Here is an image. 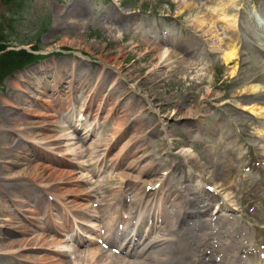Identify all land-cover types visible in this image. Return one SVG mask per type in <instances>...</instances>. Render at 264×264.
<instances>
[{
    "label": "rangeland",
    "instance_id": "obj_1",
    "mask_svg": "<svg viewBox=\"0 0 264 264\" xmlns=\"http://www.w3.org/2000/svg\"><path fill=\"white\" fill-rule=\"evenodd\" d=\"M196 1L194 7L180 9L181 0H0V30L6 40L9 36V41H3L5 47L25 46L50 54L6 77L0 85V233L8 206L17 195L30 192L43 215L47 194L65 196L74 207L71 197L58 192L74 188L83 193L82 188L87 187L72 185L76 181L71 182L70 176L89 173H77L76 166L56 156L55 136L62 133L59 119L51 118L48 126L37 128L35 121L39 118L31 115L35 102L61 95L89 106L84 112L85 123L95 126L92 135L108 144L103 146L108 153L104 163L102 151L93 155L101 169H96L92 178L103 183L90 182L97 194L87 193L90 198L86 209L103 196L111 203L109 210L114 209L119 197L123 199L118 186L125 181L117 171L146 170L138 175L139 184L130 181L129 186H124V191L131 190L132 197L145 190L144 196L155 195L166 202L169 188L179 194L178 200L188 201L192 192L200 198L202 192L208 195L201 184L213 189L215 182L223 193L229 185L223 175L227 172L217 168L222 164L219 150L234 152L237 148H231L232 145H241L244 140L262 162L257 166H262V172L230 169L229 181L232 180L237 209L228 211V218L222 217L220 221L238 240H248V245L264 239V152L256 136L262 125L248 109V93L238 92L244 85L264 83V59H259L253 45L255 38L264 33L255 22L264 0H231L227 5L226 11L235 16L239 26L237 31L231 30L239 51L234 73V63H223L208 32L192 25L191 19L208 5L207 0ZM71 18L80 19L81 29L70 23ZM224 24L216 18L215 32L222 33ZM163 33L167 43L185 47L187 55L197 57V64L180 67L173 63L165 65L163 60L158 63L155 44ZM63 37L68 40L60 42ZM77 37L79 41L74 40ZM116 72L119 75L111 81ZM251 75L260 76V80L248 81ZM255 103L261 104L259 99ZM187 109L192 111L185 116ZM133 137L140 141L132 140ZM33 138L41 142H30L26 147L27 140L34 141ZM220 138L227 142L219 144ZM183 147L192 150L195 158L185 161L178 153ZM248 157L254 159L249 154ZM71 160L83 163L80 159ZM113 162L119 167L112 168ZM186 168L191 175L199 176V185L186 175ZM61 171L65 173L60 175ZM40 180L43 182L39 187L36 184ZM156 184L159 186L152 190ZM178 200L173 204L175 209L183 205ZM76 211L79 217L85 216L83 210ZM176 218L177 213L173 216L171 210V220L175 222ZM184 220L187 223L188 219ZM180 223L177 222L179 228H184ZM165 228H169V222ZM0 238L2 244L3 234ZM15 245L13 249L19 248ZM41 255L45 264L51 262L48 254ZM23 258L24 261L0 256V263L41 264L30 255Z\"/></svg>",
    "mask_w": 264,
    "mask_h": 264
},
{
    "label": "bare ground",
    "instance_id": "obj_2",
    "mask_svg": "<svg viewBox=\"0 0 264 264\" xmlns=\"http://www.w3.org/2000/svg\"><path fill=\"white\" fill-rule=\"evenodd\" d=\"M231 2V0H211L209 4L207 5V9H204L207 12H204L202 10L199 11L192 19L191 23L196 29H201L204 32H208L209 40L212 42V46H214L216 49L219 50V53L221 54V59L224 64H229L230 62H233L234 64L231 66V73H234L237 68L236 59L238 58V49H237V43L235 38L232 36L231 32H227V29L233 26L234 17L232 14L228 13L226 11L227 5ZM195 5L189 1L182 0L181 5L179 6L180 9H183L185 7L192 8ZM178 8V9H179ZM260 18L264 21V7L260 8ZM218 18L219 20L224 21V32L222 34H218L215 32L213 23L215 19ZM70 23L74 25L76 29H81L82 23L80 19H72L70 20ZM107 27V26H106ZM110 29L111 27H107ZM206 30V31H205ZM67 37H63L60 42L67 41ZM74 40L79 41V37L74 38ZM145 41H148L146 39ZM161 53L158 56V63L161 62V58L167 55V59L170 60V62L176 63L177 66L180 67H186L187 65L192 66L193 64L197 63L198 58L192 57V59L187 58L184 54L181 52H176L168 45H162ZM264 53V52H263ZM174 54V55H173ZM173 59V60H172ZM165 60V59H164ZM159 65V64H158ZM119 73L116 72V77L113 78L111 81H114ZM248 81H255L260 80V76L258 75H251L247 78ZM247 92V97H249V100L247 104L250 106L249 109L252 112H255V114L259 115L260 117L264 118V108L261 106H258V104L255 103L258 99H264V83L261 85L258 84H252V85H244L242 88L239 89L238 92ZM257 94L259 95L258 98ZM256 98V99H255ZM44 102V106L39 107L36 102V107L34 108V112L31 114L32 116L40 117L41 119H38L35 121L37 124V128L43 127L48 122L46 118L50 117L52 115L51 112L53 110L52 104L53 102L51 98L42 99ZM53 102V103H52ZM264 102V101H262ZM66 103L72 104L73 101L66 100ZM191 109H187L186 112H184L185 116H188L191 114ZM69 121L73 125L74 129H79V121L77 119L69 118ZM118 125V122L116 123ZM66 128H62L61 130L64 131L63 136H58V142L54 144V146L59 147V150L56 151H62L65 154L68 153L69 155H72L73 158L80 159V161H83L79 166L76 167L79 171H76L77 173H81L82 171L86 170L88 173L94 172L96 170L95 162L93 163V154L94 152L101 146H107V143H102L101 138L99 136L90 138L89 140H86L87 145L85 143L81 142L84 140L81 136L78 137L79 134H77L73 130H66ZM87 131L90 130V128H86ZM264 130V127H263ZM84 137H86L84 135ZM75 139V140H73ZM138 140L140 139L138 137H133L132 140ZM41 140V139H38ZM63 140H68V142L64 143ZM134 140V141H135ZM62 148V150H60ZM101 150V149H100ZM24 152V150H22ZM178 153L187 161L189 158H195V154L192 150H190L187 147L181 148ZM117 155H115L116 158ZM85 163L88 164V167H86ZM75 169V168H74ZM130 170V167H128ZM128 170V171H129ZM75 172V173H76ZM145 174L146 170L139 169L138 171L133 170L132 172H122L118 173V176H120L125 182V185H129L130 181H138V175L143 173ZM186 175L191 177L192 179H195V182L197 184L200 183L199 176L191 175L190 170L186 168ZM65 172L61 171L60 175H63ZM69 172L67 171L66 174ZM74 174V173H73ZM59 176V175H57ZM94 177V176H93ZM71 182H74L72 185L81 186L86 185L87 187L82 188L83 193L78 192L76 189L71 188L67 189L66 191H59L60 195H67L71 197L70 201L73 202L74 207H86L87 201L90 197H86L87 193L91 194L93 193L94 189L90 188V185L92 181H95L97 184H100L102 182L101 179H93L92 176L89 174H82L80 176L78 175H72L70 176ZM43 180V179H42ZM224 180V179H223ZM79 181V182H78ZM43 181H39L37 185L42 184ZM103 183V182H102ZM146 184H149L148 182ZM89 186V188H88ZM218 182H215V187L217 188ZM120 188V185L118 186ZM117 188V189H118ZM215 188V190H217ZM113 193L115 190H112ZM168 195L167 200L168 202H171L172 205V211L173 216L176 213H182V210H178V206H175V201L178 199L177 192L174 193V191L168 188ZM71 192V193H70ZM233 190L229 187L225 188V192L221 193L218 191V194H216V198L219 199L218 203L222 201L221 208H232L234 206V203L232 199L230 198V195L232 196ZM70 193V195H68ZM95 193V191H94ZM145 190L143 191H137L134 193L133 197H136L137 200L132 199L130 203H127L119 197L116 200V205L114 206L113 210L109 205L111 203L109 201H106V199L103 198L100 200L101 205L104 206L106 210H102L100 207H98V211L94 213L93 211H86V221L87 226H85L84 223H81L82 225H79L76 223L75 220H73V226L70 229L66 230V234H68V231H72L73 227L77 230V232H81L83 236L85 235L87 237H81L76 238V236H69L68 238L64 239L62 237L63 234L59 235L58 231L63 230L66 225L61 224L60 222H57L59 230L56 231V236L51 237L48 239V236H46L44 233H38L35 237L32 235L30 237L25 236L28 233V227L32 225L31 222H36V219L32 217L31 215L28 216L26 213L27 207H25L26 200L22 199L21 203L24 204V208L16 209L14 205H12L13 213H14V219L10 223L9 229H12V227H17L19 225H23L21 227V230L18 231V235L21 236L20 238L16 239L17 244L20 243L24 249L20 252L21 256H28L30 255L33 259H37L41 263L45 264L44 256L41 255V253L48 254L49 258L51 257V262L48 264H130L131 260L130 257L133 256L132 254V248H126L121 252L120 254H109L103 250H100L99 247H96L93 244V239L96 237H100L99 233L103 229L105 233L111 231L117 224L118 220L124 221V224L126 228L128 229V234H125L122 238L125 241L126 239L131 244L130 239H134L137 243V240H140L143 242L145 241L147 248V253L143 254L139 262L137 264H210L211 257L208 256V261L205 262L204 257L202 256V249L201 246L205 239L207 238V234H188L186 232H178V225L177 222L169 224V228H163L160 234H155L154 236L151 235L152 233V226L148 231H142L141 227L148 223L147 219H151L153 217L151 210L154 208L151 207V209L145 207L147 209V213H145L141 219L139 220L140 223H133L132 219H136V214H134L132 208L133 204L137 202L135 205V208H139V202H142L143 199H146V201H149V198L144 197ZM56 197H61L58 194H55ZM172 196V197H171ZM211 197V196H210ZM167 203V202H166ZM189 205H197L199 204V201H194L192 199H189L187 201ZM91 204V202H90ZM123 204V212L122 215H120V212L122 211V205ZM162 202L158 201L157 206L162 209L163 207ZM174 204V205H173ZM209 208H206L205 210H208ZM24 210V211H23ZM21 211H23L21 213ZM36 211V209H35ZM137 211V210H136ZM125 212L127 214L123 215ZM200 211L196 209V213H199ZM37 214V213H36ZM99 214V215H97ZM192 212H188V216H192ZM39 221L40 218H38ZM55 220H60V216H54ZM189 219V217H188ZM64 220H67L66 218ZM6 221H9L7 218ZM91 221H100V223H93ZM35 229L32 230L31 233L35 232ZM116 231V230H115ZM160 231V230H159ZM118 232V230L116 231ZM124 232H120L119 234H123ZM23 235V236H22ZM188 235H191L188 236ZM96 236V237H94ZM197 236V238H195ZM130 238V239H129ZM11 239V238H9ZM13 239V238H12ZM14 240V239H13ZM11 241V240H10ZM39 241V242H38ZM104 241V240H103ZM87 242V243H85ZM129 244V245H130ZM43 245L52 246V250L43 251L40 249H35L38 246L42 247ZM6 246V245H5ZM83 246V248H82ZM219 249H217L218 251ZM240 247H236V251L232 250V254H230L228 258V263L231 259L237 260ZM195 256L197 257V260H195ZM223 258H226V255L224 253Z\"/></svg>",
    "mask_w": 264,
    "mask_h": 264
},
{
    "label": "trees",
    "instance_id": "obj_3",
    "mask_svg": "<svg viewBox=\"0 0 264 264\" xmlns=\"http://www.w3.org/2000/svg\"><path fill=\"white\" fill-rule=\"evenodd\" d=\"M4 2L14 0H3ZM9 39V36H8ZM6 40L4 32L0 30V84L3 79L10 75L13 71L22 68L23 66L36 61L39 56L31 55L29 52L21 50H6L3 41Z\"/></svg>",
    "mask_w": 264,
    "mask_h": 264
}]
</instances>
